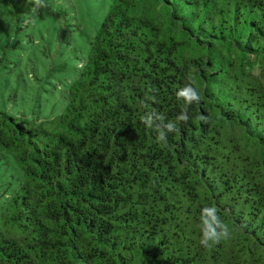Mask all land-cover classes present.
I'll return each instance as SVG.
<instances>
[{
    "label": "trees",
    "instance_id": "16d2710c",
    "mask_svg": "<svg viewBox=\"0 0 264 264\" xmlns=\"http://www.w3.org/2000/svg\"><path fill=\"white\" fill-rule=\"evenodd\" d=\"M63 101L0 110V264H264V0H112Z\"/></svg>",
    "mask_w": 264,
    "mask_h": 264
},
{
    "label": "rangeland",
    "instance_id": "374dc122",
    "mask_svg": "<svg viewBox=\"0 0 264 264\" xmlns=\"http://www.w3.org/2000/svg\"><path fill=\"white\" fill-rule=\"evenodd\" d=\"M112 0H0V110L51 120L86 60ZM0 162V207L19 184L14 161Z\"/></svg>",
    "mask_w": 264,
    "mask_h": 264
}]
</instances>
